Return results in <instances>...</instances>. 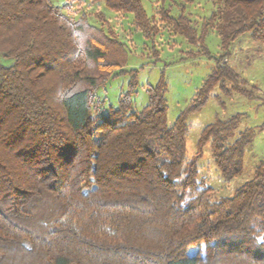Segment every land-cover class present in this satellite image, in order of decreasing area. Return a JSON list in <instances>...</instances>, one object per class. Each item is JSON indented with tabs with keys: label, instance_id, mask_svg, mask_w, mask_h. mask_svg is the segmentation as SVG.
<instances>
[{
	"label": "trees",
	"instance_id": "16d2710c",
	"mask_svg": "<svg viewBox=\"0 0 264 264\" xmlns=\"http://www.w3.org/2000/svg\"><path fill=\"white\" fill-rule=\"evenodd\" d=\"M94 1L132 15L148 40L169 28L207 56L212 28L222 54L169 127L164 75L133 111L138 72L125 70L127 45L104 13H94L97 28L50 0H0V55L12 61L0 63V264H264V160L233 196L212 202L187 151L188 118L215 87L260 98L223 62L246 34L264 44V0H209L200 28L185 14L193 0H153L154 16L143 0ZM127 73L129 89L106 115L96 92ZM243 118L216 120L197 142L198 155L210 145L226 181L243 173L254 138L248 129L230 141Z\"/></svg>",
	"mask_w": 264,
	"mask_h": 264
},
{
	"label": "rangeland",
	"instance_id": "374dc122",
	"mask_svg": "<svg viewBox=\"0 0 264 264\" xmlns=\"http://www.w3.org/2000/svg\"><path fill=\"white\" fill-rule=\"evenodd\" d=\"M50 2L75 21L86 15L89 23L97 28H100L102 23L94 13H104L118 39L127 45L125 70L138 72V87L133 96L134 112L140 111L147 105V89L155 86L164 75L168 85L166 98L169 127L173 126L181 113L191 104L204 81L214 70L216 59L222 54L220 38L212 28L208 29L203 41L209 53L207 56L203 54V49L199 45H190L183 36L173 34L169 28H163L159 35L148 40L135 26L132 15L110 11L94 0H50ZM143 7L149 16L155 15L153 0H143ZM212 10L213 6L209 0H193L191 5H186L185 14L189 15L193 24L200 28ZM178 14V9L172 11L173 16ZM231 51L232 56L223 64L232 67L247 82L248 87H256L260 98L251 100L238 93L228 96L217 86L211 92L208 103L198 113L188 118L190 126L187 137L188 155L197 157L200 178L205 180L207 186L214 189L212 202L233 196L254 177L256 168L264 160V44L252 41L251 36L246 34L233 44ZM0 63L10 66L12 61L0 55ZM130 80L131 76L128 73L118 75L97 90L96 99L100 101L106 99L103 109L106 115L111 110L114 112L118 110L119 99L128 91ZM226 86L229 88L231 84L228 83ZM236 115H243L244 118L230 141H235L248 129L254 132V138L245 152L243 173L231 181H226L215 164L210 145L198 155L197 142L206 126L216 120L228 121ZM198 250V246L191 248L189 255L194 256ZM201 250L205 257L204 246Z\"/></svg>",
	"mask_w": 264,
	"mask_h": 264
}]
</instances>
